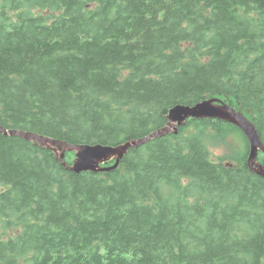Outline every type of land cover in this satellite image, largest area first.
Returning <instances> with one entry per match:
<instances>
[{"label": "trees", "instance_id": "trees-1", "mask_svg": "<svg viewBox=\"0 0 264 264\" xmlns=\"http://www.w3.org/2000/svg\"><path fill=\"white\" fill-rule=\"evenodd\" d=\"M209 99L264 146V0H0L4 130L116 147ZM231 132L240 161H211L206 138ZM247 151L234 126L187 120L115 170L76 175L0 133V264H264V179Z\"/></svg>", "mask_w": 264, "mask_h": 264}, {"label": "water", "instance_id": "water-1", "mask_svg": "<svg viewBox=\"0 0 264 264\" xmlns=\"http://www.w3.org/2000/svg\"><path fill=\"white\" fill-rule=\"evenodd\" d=\"M167 127L156 131L148 137L129 141L116 147H105L101 145H80L70 146L61 142L52 141L31 133L21 131H7L0 127V133L13 137H20L26 141L45 147L46 143L52 144L55 148H47L52 151L62 167L76 175L81 173H102L115 170L130 149H137L153 139H158L170 133L169 129L173 123V134H177L179 127L187 120H214L221 121L236 127L247 141L248 151L246 156V167L254 175L264 179V160L258 161L259 154L264 157V146L256 132L253 123L247 119L241 111L234 110L230 105L216 99L204 100L193 106L178 105L173 107L167 116ZM56 147L60 149L58 157ZM74 153L75 160L67 165L63 162L65 153ZM114 161L111 167L102 165Z\"/></svg>", "mask_w": 264, "mask_h": 264}, {"label": "rangeland", "instance_id": "rangeland-1", "mask_svg": "<svg viewBox=\"0 0 264 264\" xmlns=\"http://www.w3.org/2000/svg\"><path fill=\"white\" fill-rule=\"evenodd\" d=\"M220 102L224 103L223 101H220ZM225 104H227V103H225ZM234 110H236V109H234ZM242 114L247 118V116L244 113H242ZM186 122H185V124H186ZM167 123H168V120H167ZM185 124L183 126L179 127L178 130L180 128L185 127ZM175 125L176 124L173 123L172 127L169 129L170 133H172V134H173V126H175ZM166 127H164V128H166ZM178 130H177V133H178ZM211 132L212 131H209L208 134L211 135ZM174 135H176V134H174ZM204 142L206 143L205 146H206V148H207V150H208V152L210 154L211 161L221 162L222 164H227V165H231V166L237 165V163L240 161L239 157L238 158L236 157L235 161H232L230 159V157H234L238 152H242V150L244 149V142H243V140H242V138H241V136L239 134H237L235 132H231V134H222V135L218 136V138L217 137L212 138V137L208 136ZM45 147L55 148L50 143H46ZM56 153H57V155L59 157L60 149H58L57 147H56ZM64 157H65V155H64ZM69 158H70V156L66 155V159H69ZM72 159L73 158L71 157V160ZM260 161H262V159ZM110 162H114V161H110ZM110 162L106 163L107 166L104 164V165H102V167H105V166L106 167H111L113 164L109 166ZM4 233H7V232H3L2 231V226L0 225V238L4 239V238H7L8 236H10V234H6V235L3 236Z\"/></svg>", "mask_w": 264, "mask_h": 264}, {"label": "bare ground", "instance_id": "bare-ground-1", "mask_svg": "<svg viewBox=\"0 0 264 264\" xmlns=\"http://www.w3.org/2000/svg\"><path fill=\"white\" fill-rule=\"evenodd\" d=\"M73 156H74V153H73ZM74 160H75V158L73 159V161H74ZM73 161H72V162H73Z\"/></svg>", "mask_w": 264, "mask_h": 264}]
</instances>
